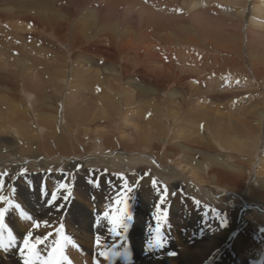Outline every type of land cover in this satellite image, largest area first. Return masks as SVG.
<instances>
[{"label": "bare ground", "instance_id": "bare-ground-1", "mask_svg": "<svg viewBox=\"0 0 264 264\" xmlns=\"http://www.w3.org/2000/svg\"><path fill=\"white\" fill-rule=\"evenodd\" d=\"M24 50H35L36 54L39 52L38 55H45L46 58H49L46 52H50L56 61L53 62L52 56V59L28 56ZM32 67L38 70L34 74L36 81L34 78L30 80ZM226 70H249L256 86L248 93L252 97L256 90L264 93V0H0V103H4V110L12 114L4 118L0 125V154L16 151L20 141L27 143L29 152L44 154L53 147L66 158L69 155L94 158L93 153H107L109 163L123 168L147 163L159 166L158 171H169L201 185L204 182H219L222 178H228V182L233 179L231 185L239 182L242 190L262 138L259 130L264 120V94L243 108L241 114L245 118L222 116L220 107L229 100H238V95L230 91L236 86L231 77L223 79L225 89L216 93L218 89L215 88V93L203 94V100L207 98L209 103L210 98L214 104L210 109L202 99L196 110L189 106L191 96L202 93L199 85ZM39 81L51 82L55 85L53 91L45 93ZM220 84L216 81L213 85ZM97 99L103 103L98 104ZM47 105L50 112L45 110ZM138 113L151 116L144 129H138V125L133 123L129 126L134 133L133 144L127 143L118 149L108 147L114 142L113 132L124 126L118 118ZM252 115L258 121L259 133L250 126ZM192 116H200L199 119L194 118L197 124L205 119L201 132L205 133L208 146L197 147L189 141L188 133L192 126L184 122ZM216 116L227 119V129L217 126ZM178 120L182 121L181 124L175 125ZM140 131V137H137ZM155 140L159 141L153 145ZM227 143L239 152L241 159L248 161L245 170L240 168L241 163L235 166L221 159L220 153L228 151ZM162 146L165 147L163 153ZM134 147H142L137 150L146 156H135ZM75 149L83 150L85 154L77 155ZM186 155L189 157L184 159ZM195 155L198 158L192 161ZM37 156L43 159L32 163L59 165V159L48 161L50 156ZM20 157L30 158L25 155ZM215 165L220 168L216 169ZM69 166L70 170L74 167L78 169L80 164L74 162ZM257 174L262 173L258 171ZM10 177L12 179L5 177L7 182L3 178L0 195L11 197L10 192L13 191L23 195L17 189L28 188V184L17 182L16 173ZM38 180L33 188L42 187ZM216 187L223 193L230 192L220 185ZM255 188L257 190L253 192L263 201L257 205L264 209V190L259 189L257 179L247 183L244 194L247 201L244 204L247 207L253 205L249 201L250 191ZM144 192L151 193V190L147 188ZM38 194V191L34 196L25 193L23 199L30 206H38ZM78 194L83 197H78L80 203H76V208L70 212L74 223L76 218V224L69 219L70 228L78 230L87 240L90 233H100L101 237L109 239L117 232V226L109 225L104 216L98 217L95 223L97 212H86L82 199L87 197L81 189ZM139 200L137 195V202ZM149 201L146 198L145 204ZM101 205L106 206V202L99 203ZM5 206L6 203L0 201V207ZM241 210L239 207L232 209L230 216ZM106 212L113 216L122 215L117 210ZM178 212L180 219L181 213ZM132 217L131 225L138 226L139 220H143L135 214ZM252 217L255 221L253 214L246 217V220L251 218L249 229L253 233L264 234L257 227L258 222H252ZM17 219L7 215L5 218L6 228L15 236L21 230ZM109 228L113 231L110 232ZM185 229L184 226L182 231H186V235L191 234L187 239L194 241L196 251L191 254L185 250V257L163 259L161 264H199L205 256L203 243L207 242L211 248L218 243L222 245L221 250L226 248V243L216 240V234L207 232L205 237H198V231ZM45 248L41 246L42 253ZM83 248L86 251L92 249L84 245ZM245 248L254 249L250 245ZM135 256L137 258L138 255ZM107 259L105 264H109ZM79 261L74 259L75 264H80ZM116 262L122 264L120 259ZM246 262L232 255L226 260L210 263ZM0 264H22L21 257L16 249L6 253L0 250Z\"/></svg>", "mask_w": 264, "mask_h": 264}, {"label": "rangeland", "instance_id": "rangeland-1", "mask_svg": "<svg viewBox=\"0 0 264 264\" xmlns=\"http://www.w3.org/2000/svg\"><path fill=\"white\" fill-rule=\"evenodd\" d=\"M24 51L28 56H37L43 59H52V56L54 58L53 62L56 61V58L50 52H46L47 57H49L46 58L45 55H38L40 54L39 52H37L38 54H36L35 50ZM37 71L38 70L32 67L33 74L30 77L31 81L32 78H34L35 81L37 80L34 76ZM220 75H218L217 77L212 75L208 80H205L201 85H199L202 93L201 95L193 94L191 96V101L189 104L190 108L196 110L195 107L202 104L201 99H204V95L206 96L207 94L215 93L213 91L215 90V88L218 89L216 90V93L222 89H225L226 86L224 87L223 85L225 83L223 79H230L232 77L233 84L236 86L234 88L232 87L230 91L233 93V95H238V100H229V102H225V104L220 107L223 110L221 112V115H237L241 119L245 118L243 116L244 114H241V112L244 110L243 108L249 106L250 103H252L256 99H260V97L263 96L264 93H259V91L256 90L253 97L248 93V91L252 90L253 86H256V80L251 76L252 74L249 72V70L247 72H242L240 70L229 72L228 70H226ZM216 81L221 82L220 86L213 85ZM194 84L197 85V83ZM39 85L42 86L41 88L45 91V93H51L55 86L51 84V82L41 83L40 81ZM72 88L76 89L75 87ZM175 89L178 88H174V90ZM66 92L67 91L65 90L64 100L67 108L68 95L66 96ZM55 94H53V96ZM93 100L96 99L93 98ZM102 100L104 101V99ZM207 101V98L206 100H203V102L208 105V109H210V106H213L214 104L212 103L210 98L209 103ZM97 103L100 104L103 102L97 99ZM5 107V104L1 102L0 125L2 124L4 118H6L7 116L10 117L12 115L4 110ZM45 108V110L50 112L49 105H47ZM133 116H135V118ZM150 116L151 115L147 114L141 115L140 113H138L137 115L126 116L125 118L120 116L118 118V121L119 123H121V125L123 124L124 126L117 132H113L114 142L109 144L108 147L118 149L124 144H133L134 133H132L131 127L129 126L131 125V123H133L135 125H138V129H144L145 126L148 125L147 119H149ZM222 116L215 117L216 124L218 127H224L227 129V119L222 118ZM199 117L197 118V116H192L184 123L190 125L189 127L192 126V129H190L188 133L189 141L193 143L194 146L205 147L208 146V139L204 137L205 133L201 132L204 130L205 119L203 123L200 120L198 124L194 121V118L199 119ZM250 119L252 120V124L250 126H252L256 132L259 133L260 131L262 138L259 141L260 143H258L259 150L257 151V156L252 159L253 163L251 164V171L249 173L248 179L243 181L242 186L245 185V187L242 190L240 188L239 182L235 186L231 185L233 179L228 182V178H222V180H219V182H204L201 185V183L199 182H191L189 179H185L184 176L179 177L173 175L169 171H158L159 166L156 165L153 166L147 163H141L133 167L128 166L126 168L120 167L119 165H113L112 163H109L107 161L109 159L106 158L107 153H93L92 156L94 158H88L89 156L80 157L75 155H69V158H66L64 157V155L61 156V154L56 151L57 149L55 150L53 147L50 148L49 151H44V154L29 152L30 149H27V143L25 141H20L16 145V151H10L9 153L4 152L0 154V174L7 173L6 175H3V178L5 179V177H7L9 179H12L10 175L16 173V176H18L17 182H24L25 184H28V188L22 187L17 189L23 195H19L15 191H13L10 192L12 196H8L6 198H11L13 202L19 203L24 212L32 217V220L46 221L47 225L41 223L38 228L33 229L32 220L24 219L16 210L10 209L6 213V215L8 217H18L16 223L17 225H20L21 229L20 231L16 232L18 235L16 236L17 243L19 244V241L22 239L23 235L28 231H33L34 236H44L47 233H51L52 236L44 245L47 248L48 246L53 244L56 233L59 231L61 235L67 234L68 236H70L74 242L73 246H69L66 249L65 264H75L74 259L76 261L80 260V264H88V262L89 264H93V256L94 258H97V260H99V264H105L106 260H108L107 258H109V264H117V259H120L122 261V264H159L163 259L169 260L177 257H185V250H188L191 254L196 251L194 249L195 246H193L194 241L191 239H187V237L191 234L186 235V231H182V228L185 226L187 231H198V237H205L206 235H208L206 234L207 232H211L213 233V235H217L216 240L218 242L220 241L226 243L224 246H226L228 250L226 248L221 250L222 245H219V243L216 246L212 245L213 248H211V245H207L208 242L203 243L205 245L203 253L205 254V256L204 260L199 264H211V261H223L228 257H231L232 255H235L243 260L245 259V261H247L246 264H248V261H252L249 264H264V234L253 233L251 229H249L251 218L250 220H246V217L249 218L251 214H253L255 216V221H253L252 217V222L254 223L257 221V227H259L260 231L264 233V217H260V215L264 216V209H260L257 205L263 201H261L259 197H257L253 192H256V188L250 191L251 199L249 201L253 205L251 207H247L244 204V202L247 201L246 199L244 200V194L246 192L245 189L248 182L257 179L259 189L261 190L262 188L264 190V163L262 164L261 162L264 161V120L261 124V129L257 131V119L254 115L250 116ZM181 122V120H178L175 125H180ZM107 130L109 131L110 128L108 127ZM118 132H120V136ZM140 134L141 131L140 133H137L136 136L140 137ZM158 141L159 140H155L153 142V145ZM226 147L228 151L220 153L221 159H223V161L226 160L228 162H232L235 166H238L239 163H241L242 165H240V168L245 170V168L248 166V161L246 159H241L239 152L234 150L233 148H230L229 143L226 144ZM137 149H142V147H134V153H132L135 156H146V154L139 152ZM164 149L165 147L162 146L161 152L164 151ZM172 149L174 148H171V150ZM75 152L78 153L77 155L85 154L83 150L75 149ZM90 152H92V150ZM63 153L68 154L66 152ZM20 155H25L30 158H22L20 157ZM37 155L50 156L48 157L49 159H47L48 161L51 159H59V165L53 167L52 165H40V163H32L34 161L38 162L39 160L43 159L42 156ZM33 156H37V158ZM99 157L103 161H99ZM188 157L189 156L186 155L184 159ZM197 158L198 157L196 155L193 156L192 161ZM86 159H89V161L85 162ZM74 162L79 163L80 166H78V169H75L74 167L70 170L69 165L70 163ZM215 166L216 169L220 168L219 165ZM21 169L24 170L23 174L21 173ZM258 171L262 173L259 176L257 174ZM233 174L235 175L236 173ZM153 179H155L157 182L156 186H153L152 184ZM238 179H241L240 176H238ZM37 180L41 183L42 187L40 189L39 187L38 189L33 188V184L37 183ZM5 181L7 182L6 179ZM145 181L149 183H146ZM62 183H66L67 188L60 189V198L54 202V205H47V197H50L53 190L59 189ZM219 185L225 189H228V191L230 192L223 193L222 191L218 190L216 186ZM38 186L40 185L38 184ZM129 187H131L133 191L130 193L131 200L130 204H127L126 210L131 216L132 214H135L136 216L142 217V222L141 220H139L140 225H131V222H129L123 229L116 227L117 229L115 230L117 232L113 235H110L108 237L109 239L101 237L102 235L100 233H90L88 234V240L83 238L82 234L79 233L78 230L70 228L69 221L71 220V223H74V217L72 219L70 218V215H72L70 212L74 211L73 209L76 208V203H80L78 202V197H83L79 196V189H81V192H83L85 194V197H87L82 199L85 201L83 202L85 211L97 212L98 215L94 219L95 223H97L98 217L104 216L103 214L105 211L114 212L115 210L119 209L120 206L124 208L125 203H123L122 201H125L126 196L129 195V193H127V188ZM147 188L151 190V193L144 192V190ZM36 191L39 192L38 206H30L25 203L23 199L25 193H29L30 195L34 196ZM44 191L47 192V196L42 195V192ZM161 194H165V202L163 204H160V210H158L156 206L160 202ZM63 195H67L68 199L64 200ZM137 195L140 197V200L138 202ZM117 198L121 200V203H114ZM146 198L150 199L149 203L147 204H145ZM103 201L106 202V206H99V203ZM151 203L155 207H153ZM57 205H59L60 207L58 208ZM238 207L240 208V210H242L239 213H237L236 211L235 215L231 217L230 211ZM99 210L101 211V213H99ZM47 212L51 213L48 214ZM143 212H145L146 214H143ZM177 212L181 213L180 219H178L179 214H177ZM58 214H61V216H59ZM237 214H239L238 219ZM173 215H175L176 218ZM157 217H159L160 219L157 220ZM5 222L7 223L6 220ZM74 224H76V218ZM136 227L138 228L137 232H135ZM157 227H160L164 232L167 244L164 249H153L151 251H148V241L152 239ZM248 233L250 234L249 236H247ZM209 236H211V234ZM185 237L186 240L184 239ZM245 244L253 246L254 249L248 250L247 248H245ZM83 245L84 247L91 246L92 249L86 251L85 248H83ZM113 245H115V251L123 253L117 254L115 256L108 255V257L98 256V253L100 251L110 250L111 246ZM241 245L244 248H241ZM258 245H260V248ZM168 251H174L176 254L167 255ZM4 252L6 253V251ZM135 254L138 255L137 258Z\"/></svg>", "mask_w": 264, "mask_h": 264}, {"label": "snow or ice", "instance_id": "snow-or-ice-1", "mask_svg": "<svg viewBox=\"0 0 264 264\" xmlns=\"http://www.w3.org/2000/svg\"><path fill=\"white\" fill-rule=\"evenodd\" d=\"M24 170L21 169V173L23 174ZM7 173L0 174V187L3 186V175ZM156 180H152L153 186H156ZM123 187V186H122ZM67 184L62 183L60 188L57 190H53L51 192L50 197H47L46 203L49 206L54 205V202L60 198L61 192L60 189H66ZM133 191L131 187L127 188V193L129 195L126 196L125 208L117 209L118 213H122V215H109V213H104V217L107 218V222L109 225H116L118 228L123 229L131 220L132 216L126 210L127 204L130 203L131 196L130 193ZM166 193V189H165ZM42 195L47 196V192H42ZM63 199L67 200L68 196L63 195ZM0 201H5V207H0V250L8 251L10 249H16L18 255L21 257L22 264H65L66 258V249L69 246H73L74 242L70 236L67 234L61 235L59 231L56 233V237L54 238V242L52 245L48 246L45 251L41 252V246H44L49 238L52 236L51 233H47L44 236L35 235L33 231L26 232L22 239L19 241L17 245V237L13 234L10 229L6 228L5 218L6 213L10 210H16L19 215L28 220H32V217L24 212L19 203L13 202L11 199H8L2 195H0ZM165 202V194L160 195V202L157 204V209L160 210V204ZM114 203H121L119 199L114 201ZM198 203V201H197ZM59 208L60 206L57 205ZM157 220L160 218L157 217ZM43 223L47 225L46 221H35L32 220V228L36 229ZM62 227V226H61ZM109 231L112 232L113 229L109 228ZM5 232L7 235L5 236ZM119 234V233H117ZM98 243V241H97ZM167 244V240L165 238L164 232L160 227H157L156 232L153 234L151 240L148 241L147 250L151 251L153 249H164ZM123 252L115 251V245L111 246L110 250L100 251L98 256L105 257L108 255L115 256L117 254H122ZM174 251H168L167 255H175Z\"/></svg>", "mask_w": 264, "mask_h": 264}]
</instances>
